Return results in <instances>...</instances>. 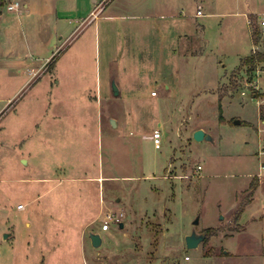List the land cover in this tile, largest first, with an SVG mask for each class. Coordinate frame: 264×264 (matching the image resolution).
<instances>
[{"label":"rangeland","instance_id":"obj_1","mask_svg":"<svg viewBox=\"0 0 264 264\" xmlns=\"http://www.w3.org/2000/svg\"><path fill=\"white\" fill-rule=\"evenodd\" d=\"M13 1L0 5V28H19L17 10L6 8ZM129 1L106 3L103 13L116 16L104 37L81 23L92 0H77L80 17L67 11L74 21L52 49L39 21L26 36L42 43L28 66L0 64V264H264V180L239 221L236 213L264 174V72L238 68L251 48L247 14L258 28L264 0H139L133 9ZM173 13L188 34L174 54L160 33ZM6 38L0 61L11 52ZM112 82L125 91L115 95ZM199 126L212 140L193 139ZM76 140L86 146H71ZM67 155L109 157L117 174L34 173ZM107 211L123 217L101 231ZM206 228L187 248L185 236ZM89 232L100 234L99 246Z\"/></svg>","mask_w":264,"mask_h":264},{"label":"crops","instance_id":"obj_2","mask_svg":"<svg viewBox=\"0 0 264 264\" xmlns=\"http://www.w3.org/2000/svg\"><path fill=\"white\" fill-rule=\"evenodd\" d=\"M14 1H18L20 3V6L18 7V9H16L17 11L15 13L17 18L19 19V28L13 29L10 25L5 26L3 28H0V37H4V38L7 37L6 38L7 39L6 40V42H7L6 48H8V49L11 48V52H8V53L5 52L6 54H8L9 58L6 59L5 61H3V60L0 61L1 65H8L9 64L12 66V65L19 64V65L26 66L28 64L27 58L31 57L28 54L31 47L35 46L36 48H41V46H42V43L39 41V39L33 37L32 42H30L26 38L27 33H29V35H33L34 33H36V34L38 33V30H39L38 22L39 21L44 22V24L46 26L48 25L50 27V34L51 35H50L49 40H47L45 42V48L52 49L55 42H57L60 38H62L63 31H64L63 29L67 28L68 25H70L74 21L73 19H72L73 21L68 19L69 17L66 15L67 11L71 9L73 11L72 16L75 19L80 17V15L76 14L79 11L78 5H77V0H14ZM96 2H98V1L92 0L93 6L92 7L90 6L87 8V11L85 13L86 15L82 18L81 23H82V26H84L87 23L90 24V23L94 22V24H95L94 36H97L99 34V31L102 30V34L105 37L108 34L107 33L108 31L105 28V26L116 15L112 14L111 12L103 13L106 10V7H105L101 11V13H103V14L100 13V16L97 19L92 20L90 22H86L85 20L87 19L90 11L93 9L94 4ZM138 2H139V0H131V1L127 2V7L131 8V9L137 8V7H139V5H137ZM198 8L201 9V6L199 4L196 7V11ZM196 11H195V15H198V14H196ZM202 13L203 12L201 10L200 15H202ZM251 14L256 15V13L249 12L247 14L248 36H249V40L251 43L250 52H252L254 49L264 50V36L260 35V38L258 39L257 44H254L252 41L251 28H250L249 20H248V16ZM6 15H9V12H6ZM2 16L3 15L0 11V21L2 19ZM157 16L162 17L163 14L159 13V14H157ZM169 16H171L172 19L169 20V22L163 23V25L160 28V33L162 34V36H161L162 40L166 41L169 39L171 41L170 43L171 44L173 43V45H171L172 47L170 50L174 54L177 50L176 45L179 47L180 42L182 41L184 35H188V34L181 32V30L178 29L180 24L182 23V20L179 18L177 19L175 13L170 14ZM28 21H31V22H28ZM25 22H28V24L26 26H25ZM74 29L75 28H72V30L70 31V34L74 31ZM198 30H199V35L201 36L202 26L198 25ZM21 39L23 40V45H21L22 44ZM201 39H202V44H203V48H204V39L202 38V36H201ZM250 52H249V54H250ZM4 55L5 54H3V56ZM244 57L240 58V63ZM47 58L48 57L45 56L44 60H47ZM1 59H2V57H1ZM52 59H53V57H52ZM57 59H58V57L54 58V60L52 61V65L55 64ZM81 67H85L84 64L81 65ZM262 68H264V64H263ZM257 69H260V67ZM241 71H243V70H241ZM259 74H260V72L257 75H259ZM109 76H110V73H109ZM116 85H117V83H116ZM117 88H118V93L122 92V90L125 91V89H123L122 87H119L118 85H117ZM165 88H169V86L165 85ZM259 118L261 120V124L264 125V123H263L264 122V111L261 109V106H260ZM51 121L54 122V119H52ZM234 123H237V122L235 121ZM50 127L54 129L53 124ZM197 128H202L203 130H205L203 127H200V126L196 127L195 129H197ZM164 134L166 135L167 132H164ZM55 135H56L55 132L52 131L51 136L54 138ZM70 143H73V145H71V146H77V147L86 146V142L84 140H82V141L76 140V141H72ZM49 145L51 147H58V146L68 147L69 146L68 142H65V141H61V142L51 141L49 143ZM263 147H264V144L262 145L261 148H263ZM20 162L23 163L24 165L30 166L28 157H23V156L20 157ZM113 167L114 166H113V162H112L111 158H109V157L105 158L102 155L98 156L96 158H89V159L85 158L83 156L79 157V156L67 155V156H63V157H57L55 159L52 158L50 161H48L46 163V165L44 167L40 166V165H36V171L34 173L35 174H101V175L102 174H117L116 168L114 167V169H113ZM260 170H261V168H260ZM257 175H258V182H257V185H256L255 189L253 190V192L256 191L261 186V184L263 183V180H264V178L263 179L261 178V177H264V174H261V171H259ZM252 176H253V174L251 173V177ZM93 177L94 176L89 177V178H93ZM42 179L47 180L50 178L44 177ZM252 195H253V193H252ZM252 201H253V197L251 196L249 198V201L245 204L243 211L239 214L238 221H239V218L241 217V215L246 213V211H247L249 205L252 203ZM239 224L242 225L241 223H239Z\"/></svg>","mask_w":264,"mask_h":264},{"label":"built area","instance_id":"obj_3","mask_svg":"<svg viewBox=\"0 0 264 264\" xmlns=\"http://www.w3.org/2000/svg\"><path fill=\"white\" fill-rule=\"evenodd\" d=\"M109 0H99L98 2H96L94 4L93 9L90 11L87 19L85 20L86 22H90L92 20L97 19L100 16V13L102 11V9L104 8V6L106 5V3H108ZM20 6V3L18 1H14V2H10L9 4H7L6 8L8 10H14L17 9ZM196 14L200 15L201 14V9L198 8L196 11ZM258 28L260 29V35L264 36V15H259L258 16ZM259 72H264V68L260 69H256L255 73H259ZM243 93V92H242ZM152 95H155L156 92L152 91L151 92ZM264 100V98H263ZM264 123V122H263ZM153 144L155 148H158L160 146V138H161V132L158 129H155L153 134L151 135ZM264 153V147L261 148L258 151V154H263ZM261 169H264V164L260 165ZM198 169H200V166H198ZM19 209L23 208L22 204H19L17 206ZM123 217V213L122 212H111V211H107L103 214L102 217V223H101V231H108L111 227L112 224H118L119 221L122 219Z\"/></svg>","mask_w":264,"mask_h":264},{"label":"trees","instance_id":"obj_4","mask_svg":"<svg viewBox=\"0 0 264 264\" xmlns=\"http://www.w3.org/2000/svg\"><path fill=\"white\" fill-rule=\"evenodd\" d=\"M4 0H0V5H2ZM251 38L254 44H257L258 39L260 38V31L257 27H254L251 30ZM264 64V50H258L254 49L250 54L245 56L240 63L239 69L244 68L245 72L247 73H254L257 68L260 67L262 69ZM219 118H222L221 113H219ZM258 179L257 177H253L249 183V190H248V197L250 198L252 196L253 190L255 189L257 185ZM249 201V199L246 202H243L240 204L239 208L237 209L236 213L237 215L240 214L243 209L245 204ZM213 231L212 228H206L202 230V232L207 236Z\"/></svg>","mask_w":264,"mask_h":264},{"label":"water","instance_id":"obj_5","mask_svg":"<svg viewBox=\"0 0 264 264\" xmlns=\"http://www.w3.org/2000/svg\"><path fill=\"white\" fill-rule=\"evenodd\" d=\"M112 86H113V91L114 94L117 95L118 94V88L116 87L115 83L112 82ZM237 123H239V121H236ZM110 123L112 126H115V122L113 119H110ZM192 137L194 140L196 141H200L203 139H207V140H212V137L202 128H197L193 131L192 133ZM199 222V218L196 217L193 220V224H197ZM122 223L119 224V227H122ZM89 238H90V242L92 244V246L97 247L101 244L102 238L100 236L99 233L97 232H89L88 234ZM205 237V234L203 232L201 233H197L194 229L185 236L184 241H185V245L187 248H195L199 242H201L203 240V238Z\"/></svg>","mask_w":264,"mask_h":264}]
</instances>
